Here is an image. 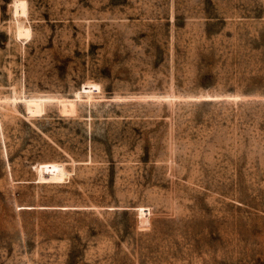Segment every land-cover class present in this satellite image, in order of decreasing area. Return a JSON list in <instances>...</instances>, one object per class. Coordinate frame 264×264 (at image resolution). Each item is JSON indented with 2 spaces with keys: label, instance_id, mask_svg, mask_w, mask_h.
<instances>
[{
  "label": "rangeland",
  "instance_id": "rangeland-1",
  "mask_svg": "<svg viewBox=\"0 0 264 264\" xmlns=\"http://www.w3.org/2000/svg\"><path fill=\"white\" fill-rule=\"evenodd\" d=\"M13 2L0 264H264V0Z\"/></svg>",
  "mask_w": 264,
  "mask_h": 264
},
{
  "label": "bare ground",
  "instance_id": "bare-ground-1",
  "mask_svg": "<svg viewBox=\"0 0 264 264\" xmlns=\"http://www.w3.org/2000/svg\"><path fill=\"white\" fill-rule=\"evenodd\" d=\"M14 5V10L15 14L19 15H24L27 13L28 10V3L27 0H14L12 3ZM23 25V23H22ZM27 26V25H26ZM17 34L18 36L22 35H29L30 34V28L29 27H22V26H17ZM29 37V36H28ZM85 91L90 92L91 90H97L100 89V85L97 82H88L84 85ZM41 102L38 99H28L27 100V105L30 110L40 108L41 107Z\"/></svg>",
  "mask_w": 264,
  "mask_h": 264
}]
</instances>
